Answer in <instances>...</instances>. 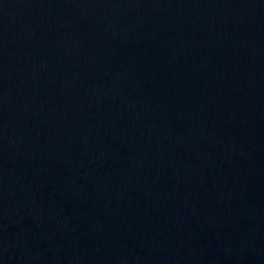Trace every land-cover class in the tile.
Masks as SVG:
<instances>
[{
    "label": "water",
    "instance_id": "1",
    "mask_svg": "<svg viewBox=\"0 0 264 264\" xmlns=\"http://www.w3.org/2000/svg\"><path fill=\"white\" fill-rule=\"evenodd\" d=\"M0 264H264V0H0Z\"/></svg>",
    "mask_w": 264,
    "mask_h": 264
}]
</instances>
